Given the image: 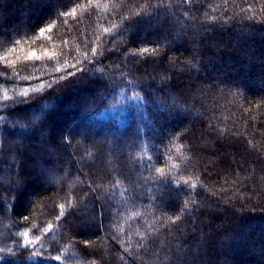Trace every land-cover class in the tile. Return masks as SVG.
<instances>
[{
    "label": "trees",
    "instance_id": "16d2710c",
    "mask_svg": "<svg viewBox=\"0 0 264 264\" xmlns=\"http://www.w3.org/2000/svg\"><path fill=\"white\" fill-rule=\"evenodd\" d=\"M8 1L0 264H264V0Z\"/></svg>",
    "mask_w": 264,
    "mask_h": 264
},
{
    "label": "rangeland",
    "instance_id": "374dc122",
    "mask_svg": "<svg viewBox=\"0 0 264 264\" xmlns=\"http://www.w3.org/2000/svg\"><path fill=\"white\" fill-rule=\"evenodd\" d=\"M5 1V2H4ZM6 3H9V1L8 0H1V2H0V9H3V8H5L4 6L6 5ZM46 4V3H45ZM23 8V11L22 12H25V10H26V5L25 4H23L22 2H19V3H17L16 5H14V6H12V7H10V10L12 9V11H14V10H21ZM7 10V9H6ZM6 10L4 11V13L3 14H5L6 15ZM8 11V10H7ZM4 15V16H5ZM7 17V15L5 16V18ZM260 35H262V33H260ZM166 66H168V67H170V65H166ZM210 72H212V70H209ZM213 71H214V68H213ZM254 83V82H253ZM256 90H263L264 89V81L263 82H260V81H258V82H255L253 85H252ZM133 100H135V99H132V100H130L126 105H124L122 108H121V116L122 115H124L125 113H126V109H128V106L130 105V106H132L131 105V102L133 101ZM119 118V117H118ZM22 140H24L23 139V137H20V139L17 141V144H18V148L20 147V143L22 142ZM20 142V143H19ZM37 145V144H36ZM37 149H39L38 147H37ZM36 149V150H37ZM31 156H33V157H36L37 156V152H32L31 153ZM17 158L18 159H20V161L21 162H26V159H27V157H26V155H24V154H22V150H20V157H18L17 156ZM230 163H231V159H230V161H229ZM13 176L11 175V176H7V177H4L5 178V180L7 181V180H9V179H11ZM1 180V179H0ZM41 183H43V184H45L46 186L47 185H53V183H52V181L51 180H49V181H47L46 179H43V181L41 182ZM21 186H23V187H26V183L24 184V182L21 184ZM247 255H260V256H263L264 257V249H251V251H250V253H248Z\"/></svg>",
    "mask_w": 264,
    "mask_h": 264
},
{
    "label": "snow or ice",
    "instance_id": "6c2138e0",
    "mask_svg": "<svg viewBox=\"0 0 264 264\" xmlns=\"http://www.w3.org/2000/svg\"><path fill=\"white\" fill-rule=\"evenodd\" d=\"M42 32H43V30H42ZM32 55L35 56V53H32ZM24 94L26 95V93H24Z\"/></svg>",
    "mask_w": 264,
    "mask_h": 264
}]
</instances>
